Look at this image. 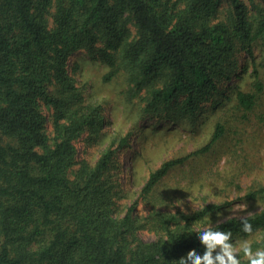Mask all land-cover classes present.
<instances>
[{
  "label": "trees",
  "instance_id": "obj_1",
  "mask_svg": "<svg viewBox=\"0 0 264 264\" xmlns=\"http://www.w3.org/2000/svg\"><path fill=\"white\" fill-rule=\"evenodd\" d=\"M225 1L0 0V264H179L190 250L203 255L196 230L209 226L264 247V186L245 194L260 209L215 221L225 204L185 212L154 195L173 167L223 135L221 122L200 148L150 169L131 204L119 201L132 189L115 161L128 135L113 136L93 161L77 160L75 140L87 133L104 143L107 120L69 73L73 53L100 60L105 82L123 77L125 99L138 100L143 116L183 125L222 92L238 56L253 58L264 41V0ZM252 71L253 90L234 96L244 113L263 87ZM142 200L153 207L138 215Z\"/></svg>",
  "mask_w": 264,
  "mask_h": 264
},
{
  "label": "rangeland",
  "instance_id": "obj_2",
  "mask_svg": "<svg viewBox=\"0 0 264 264\" xmlns=\"http://www.w3.org/2000/svg\"><path fill=\"white\" fill-rule=\"evenodd\" d=\"M226 4L221 0L219 7ZM253 53V58L246 53L238 56L236 73L222 82V92L212 102H204L193 119H183L182 125L170 124L165 116H143L138 100L125 99L123 77L103 81L106 66L85 51L74 52L68 60V71L89 101L103 105L107 120L104 143L92 144L87 133L75 140L77 160L93 161L113 136L128 135V146L117 152L115 161L120 165V183L132 189L128 192L130 198L119 201L131 204L150 169L165 159L182 157L200 148L208 142L215 124L221 122L225 132L209 150L191 155L160 180L154 192L159 197L157 202L185 212L208 203L225 204L222 212L211 218L214 221L260 209L258 199H247L245 194L264 186V41L254 44ZM255 67L263 87L254 108L244 113L235 106L234 96L238 89L253 90ZM245 205L243 211L238 210ZM151 207L142 200L135 212L145 215ZM139 234L145 240L154 237L147 230ZM239 240L242 239L235 237L232 242Z\"/></svg>",
  "mask_w": 264,
  "mask_h": 264
},
{
  "label": "clouds",
  "instance_id": "obj_3",
  "mask_svg": "<svg viewBox=\"0 0 264 264\" xmlns=\"http://www.w3.org/2000/svg\"><path fill=\"white\" fill-rule=\"evenodd\" d=\"M247 206L240 207L243 211ZM242 230L252 234V225L247 219H243ZM199 233L198 239L204 245L203 255L196 250H190L186 256L179 259V264H242L241 254L247 260V264H264V247L253 250L252 241L248 239L232 242L231 231H222L213 227H203L196 230ZM257 243L264 244V239Z\"/></svg>",
  "mask_w": 264,
  "mask_h": 264
}]
</instances>
